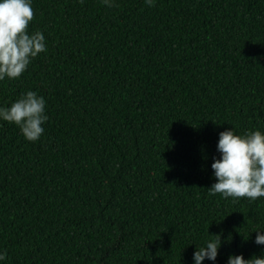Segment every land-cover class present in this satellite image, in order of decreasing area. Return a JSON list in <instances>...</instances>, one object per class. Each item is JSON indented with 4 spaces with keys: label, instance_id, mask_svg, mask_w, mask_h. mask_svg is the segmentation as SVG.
<instances>
[{
    "label": "trees",
    "instance_id": "1",
    "mask_svg": "<svg viewBox=\"0 0 264 264\" xmlns=\"http://www.w3.org/2000/svg\"><path fill=\"white\" fill-rule=\"evenodd\" d=\"M47 51L0 81L49 121L28 141L0 121L3 264H216L264 251V197L210 194L218 133L264 131V0H33ZM203 264H212L205 260Z\"/></svg>",
    "mask_w": 264,
    "mask_h": 264
},
{
    "label": "clouds",
    "instance_id": "2",
    "mask_svg": "<svg viewBox=\"0 0 264 264\" xmlns=\"http://www.w3.org/2000/svg\"><path fill=\"white\" fill-rule=\"evenodd\" d=\"M111 8L115 0H101ZM33 0H0V81L20 77L39 54L47 51L42 30L28 31L34 17ZM154 7L156 0H144ZM48 100L33 90L22 92L8 106H0V121L14 123L28 141L39 140L49 121ZM218 156L212 157L211 169L215 182L208 188L210 194L219 193L234 201L247 198L255 201L264 197V131L254 129L237 133L232 127L218 133ZM254 243L264 245V226H257ZM192 253L193 264L205 260L216 264L221 235L210 234ZM8 258L5 248H0V264ZM226 264H264V251L245 258L243 254H230Z\"/></svg>",
    "mask_w": 264,
    "mask_h": 264
}]
</instances>
